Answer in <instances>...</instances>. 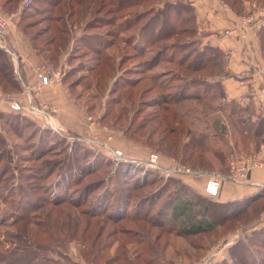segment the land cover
<instances>
[{"label": "trees", "instance_id": "16d2710c", "mask_svg": "<svg viewBox=\"0 0 264 264\" xmlns=\"http://www.w3.org/2000/svg\"><path fill=\"white\" fill-rule=\"evenodd\" d=\"M151 1L30 0L28 8L32 10L42 8L47 23L35 32H30L32 25L23 23L25 17L30 15V12L27 11L28 8H26L21 12V16L19 15L18 29L28 37L32 47L37 52L42 54L48 62H53L57 65L62 55L69 49L72 40V34H70L71 25H79L80 21H83V32L78 38V43L85 51L83 53L97 56V64L90 69V75L83 76L80 82L90 78L94 82V89L97 92L103 90L108 80L115 76L117 70H122V67L127 62L136 61V59L141 60L147 47L149 49L154 48L153 52L150 50L151 56L149 58H145L143 61L139 60L140 62L137 64V68L142 71L140 72V79L129 76L132 69L124 70L128 73L124 72L119 80H116L111 85L104 112L98 118L99 122L104 125V121L111 116L114 118V127L118 124L119 127L122 124L124 125L125 114L128 112L127 107L133 108L137 96L140 99L150 91L148 88L142 89L138 93L135 91L136 87L146 80L152 88L159 91V95L153 99L152 104H146L149 107H157V111L149 112L146 118L151 119L155 127H157L158 123L160 124L159 128L163 127L157 137V141L163 144L160 148H163L162 150L166 154L173 155L181 162H188V165L192 167L211 169L214 164H217L222 173L226 174L229 168V161L234 157V153L238 151L239 154H243L241 157H244L250 153H255L261 145H264V118L258 116L255 121H252L250 118L251 114L246 117L242 116L247 114L246 111L248 110L237 107V104L232 106L231 111L233 113H235L233 110H236V113L238 110L240 111L234 120L239 137L234 141H230L222 131L207 134L189 128L182 116L179 115L177 106L186 100H194L206 104L205 99L209 97L207 96L209 93L206 90L212 89L219 90L222 94L221 98L225 99L220 79L230 75L225 69L226 56L218 47L209 44L199 47L200 41L195 38L197 30L196 16L194 8L189 2L160 0L159 5L152 8ZM222 1L236 15L241 16L244 14V1L246 0ZM20 2L21 0H3L2 9L8 13L14 12ZM117 14L121 18L128 16L124 24L119 25L121 32L133 31V33L131 36L121 39L124 44L123 47L128 53L123 54L114 62L105 51L114 44L112 39L115 38L116 32L111 29L106 32H100L98 29L101 26H113L114 18L118 17L116 16ZM123 14L125 15L123 16ZM130 17L132 18L130 19ZM187 23L192 25L191 29ZM135 28L137 30H134ZM91 30L94 32H91ZM39 31H42L43 35L47 34L48 37L41 43H39V38L41 37V35L39 36ZM259 39L264 56V29L259 32ZM172 42H174L173 45L169 44ZM104 48L105 50L103 51ZM158 63H170L180 72L181 79L176 80L183 81V85L179 88H174L175 94H165L166 82L158 80V74L145 75L147 71L158 66ZM74 69L76 68L68 71L62 78L63 84L68 85L67 89L73 96H75L73 92L74 85L66 84V79L72 72L76 71ZM14 70L15 66L10 56L0 49V89L2 91L19 93L23 89L22 82L24 83V80L20 66H18L20 79ZM187 74H189V78H186ZM202 86L205 90H201ZM138 99L137 105H145L144 102L140 103ZM209 99L214 98L211 96ZM120 104H124L125 107L121 108V106H118ZM87 110L90 111V108H87ZM248 113L250 112L248 111ZM25 117L17 112L0 113V120H2L3 125L18 127L20 123V127L23 125L26 129L31 127L30 133L32 134L24 136L25 132H22L24 140L31 141L36 139L38 142V149L31 150L30 158L35 161H44L43 159L47 155L55 153L63 147V141L49 140L48 137L50 136L47 129L41 130ZM15 123H18V125L16 126ZM125 126L123 131L124 138L128 141H135L136 139L133 136H135L136 128L131 127L132 121L125 124ZM181 135L187 138L183 144H180L179 141ZM29 136L31 138L27 140ZM178 136L179 139L177 140ZM54 144L59 148L48 150ZM91 156L92 153L88 149L80 143H74L66 152L56 156L57 158L41 162L42 164L44 163L43 170L35 166L34 174L28 173L42 178L43 188L47 189V191H53V188H56L50 199L42 200L41 204L44 207L50 206L52 209L58 208L55 220L52 222L49 220L48 222V226L55 227L59 231L57 233L59 235H48V240L52 243H57L63 237L70 236V239L75 240L76 243L81 244L83 247L87 246L93 256V249L97 247V251H99L101 248L98 246L97 235L94 234L92 239H90L91 234L87 230L90 228L92 221H94L93 218L102 216L106 222L133 225V228H118V231L115 230V234H120L125 238V241L118 238L120 241L119 245L122 243L130 244L133 251L141 255L144 254L145 257L140 260L139 256H135L133 258L135 260L126 264L172 262L166 259V246L171 247L175 259L181 264L179 258H189L197 261L201 252L209 249L212 243L223 234L220 233L221 230L219 228L228 227L229 230H232L230 226L235 221H244V219L246 221L248 218L255 220L254 218L257 219V216L259 219L260 216L264 217V185L259 187L258 191L252 195L237 200L221 202L218 201L219 193L216 196H210L205 192L204 175L206 173L204 172L200 176H191L193 185L183 181L185 176L170 177L167 180L168 182H165L162 186L164 191L167 190V183H170L172 187L171 192L164 199L157 193H148V197H144L140 200L141 202L133 204L134 201L129 192L119 186L121 185L119 173L131 174L136 168L132 169L134 167L130 163L119 162L114 164L111 161H105L100 154L97 155L94 161H91ZM104 167L110 168V172H112L109 180H115L117 183L118 188L114 189L113 192L116 195L105 197L107 192L104 191H107V188H104V182L102 183L100 179H92L80 185L88 193L84 192L81 194V192H78L76 198L64 197L66 194L65 189L68 188L67 185L74 183L78 185L77 181L84 180L87 175L94 174L96 168L102 169ZM147 171L148 175L152 177L156 174H152L149 170ZM7 175L8 171L2 176L3 179ZM20 178L23 179L21 175L19 176ZM48 179H51L50 182ZM152 180L153 178L146 179L145 182H142L144 186L141 188L151 184ZM52 181H54L55 185L52 184ZM136 185H138L137 187L140 186L139 184ZM45 186L48 188H45ZM19 188L23 191L22 186H19ZM91 193L93 195H90ZM81 196L83 197L80 199L79 197ZM109 197L112 199L115 197V199L111 207L107 209L105 207ZM24 198L27 210L35 207L34 200L26 199L27 197ZM89 198H91L92 202L90 200L88 209L85 210L83 205L87 203ZM100 201H104L101 207ZM159 201H162V203L157 208ZM155 208H157L156 211ZM31 212L32 210H29V213L21 212L19 217H17V223H15L17 227L16 237L29 234L33 228L38 229L37 224L31 221ZM250 213L255 214V216L249 217ZM259 219L258 221L255 220L257 223L248 227V230H243L240 236L228 246V258L223 260L221 264H264V225H262L264 220L259 221ZM136 222L141 223L142 227L136 226L134 228ZM94 224H99V221L95 220ZM146 226L150 227L148 229H157L154 237L152 236L153 233L145 229ZM36 236L26 239L23 245L25 250L22 255H25V257L23 258L33 257L27 264H39V261L45 257L35 256L40 253L39 248H33ZM198 239L200 240L199 243L195 241ZM177 244L180 245V248L176 246ZM49 246L51 245H42L43 248L40 249L41 251L42 249L47 251ZM118 249L123 251L120 255H123L126 250L119 247ZM136 249L138 250L136 251ZM102 251H104V246H102ZM191 257L194 258L191 259ZM6 258L0 255V264L18 263H14V261H18V258L9 260H6ZM111 261V259H107L102 264H112ZM91 262L92 264L94 263L93 258ZM61 263L65 264V262H59V264ZM114 263L120 264L119 260Z\"/></svg>", "mask_w": 264, "mask_h": 264}, {"label": "rangeland", "instance_id": "374dc122", "mask_svg": "<svg viewBox=\"0 0 264 264\" xmlns=\"http://www.w3.org/2000/svg\"><path fill=\"white\" fill-rule=\"evenodd\" d=\"M222 1V0H221ZM257 1L260 3L259 0H253V2L257 3ZM23 2V0H21ZM160 0H152V8L156 7L159 5ZM223 2V1H222ZM224 3V2H223ZM226 4V3H225ZM258 4V3H257ZM257 4H254L252 6V10L249 13H246L244 15H241L243 17L246 16H252L255 17L254 12L255 10L257 11L258 9H263L264 10V5L261 6V8L256 7ZM259 5V4H258ZM257 5V6H258ZM151 6V5H150ZM147 7V5H146ZM28 7H24L20 11V16L21 12ZM27 11L30 12V15L25 17L23 23H30L31 30L30 32H35L39 28H42L44 24L47 23L46 17H44L43 14V9L39 8L36 10H32L30 8L27 9ZM142 11V10H141ZM123 13V12H122ZM121 13V14H122ZM126 14V13H125ZM123 14V16L125 15ZM111 16V15H109ZM114 18V24L113 26H101L98 30L100 32H106L107 30L111 29L116 32L115 38H113L114 44L106 49V54L111 57V60L113 59L114 62L120 58L123 54L128 53L125 48L123 47V41L121 39L126 38L127 36H131L133 31H127V32H121L120 30V24H124V22L127 20L128 16L120 17L119 14H117ZM132 17H130L131 19ZM20 19V18H19ZM20 22V20H19ZM83 21H80L79 25H71V31L70 34H72V40L69 46V49L62 55V58L59 62V64H54L53 62H48L45 63L43 62L41 65H48L52 69H59L62 73L61 79L63 76L70 71L73 68H76L74 73L72 72L69 77L66 79V84H72L73 86V92L75 94V102L78 104H81L86 111L92 115L95 118V123L94 128H92V131H90V135H93L94 137H90V135H83L79 136L78 134H73L70 132H67L66 130L63 131V133L57 134L53 132L51 129L47 128L43 124V119L40 115L37 114H31L30 117H25L27 118L32 124L36 125L39 127L41 130H48L49 133L48 135L50 137L49 140H59L63 141V149H59L55 153H50L47 155L43 160L44 161H35L33 160L30 155L31 150H36L38 149V142L36 139L31 140V141H26L24 140V137L22 136V132H25L24 136H27L28 134H32L31 132V127L25 128L24 125L22 127L21 124L15 123L16 126H7L3 125L2 120H0V255H3L4 257H7L6 260L12 259V258H18V261H14V263L17 264H27L30 262V260L33 259L31 258H23L25 257L23 255V245L26 239L28 238H33V236H36V242L34 244L33 248H39V252L35 256H45L43 257L42 260H40L39 264H59V262H65V264H92V258H93V264H102L103 261L107 259H111V263L115 264L114 262L119 260L120 264H126L127 262H132L135 256H139L142 260L145 255L137 253L133 251L132 245L122 243L119 245V240L125 241V238L120 235V234H115V230L118 231V228H133L132 224L129 223H124V224H114L110 222H106L102 216H98L93 218L95 221H99V224L95 225L94 221H92L90 228H88V233H90V239L94 236V234L97 235V239L99 240L98 246L101 248L99 251H97V247L93 249V256L91 255L90 250L88 247H83L81 244L76 243L75 240L70 239V236L63 237L58 241L57 243H52L48 240V235H59V231L52 226H48L49 220L54 221L56 218V214L58 211V208L56 207L55 209H52L50 206H45L41 205L42 200L44 199H50L51 194L55 191L56 188H53V191H50L47 189L43 188V180L42 178L38 176H34V168L35 166H38L40 170H43L44 166L41 162H45L48 159H53L57 158L56 156H60L61 153L66 152L68 148L72 147L74 143H80L83 147L89 150L90 153H92V156L90 157L91 161H94L97 157L98 154L102 155L101 157L104 158L106 161H111L112 163H116L115 160H113L108 152L102 148L95 146L94 144L88 143L83 140V138L87 139H92L96 138L97 140H105L107 136L111 134V140L109 141L110 146L117 148L123 152V154L133 160H137L138 162H125V163H130L135 169L134 172L131 174H123L119 173V176L121 177V186L126 192H129L130 196L133 198V204L137 202H141L140 200L142 198L148 197V193H157L158 195L161 196V198H165L166 196L169 195V192H171V184L167 183L166 184V189L164 191L163 189V184L165 182H168L167 180L170 177L173 176H180V175H167L165 172L162 170L156 168H151L148 167L144 163V159L148 158V155L153 153L157 154L159 156V163L160 165L164 168H170L171 166L175 165H180L189 168V170L192 173H198L201 174L202 172L206 174H215L222 176L223 178H226V176L229 173V168L228 172L226 174H223L220 168H218L217 164H214V166L211 169H207L205 167H192L188 165V162H181L178 160V158L173 157V155L166 154L160 147H162V143L157 141L158 133H160L161 128L160 124H157V127L153 125V122H151V119L146 118L148 117L149 112H156L157 107H149L146 104L153 102V99L156 98V96L159 95V91L157 89L152 88L149 85L148 81H143L141 84H139L136 87V92L138 93L142 89L148 88L150 91L146 93L142 98L138 99L139 96H137L138 101L144 102L145 105H137V99L136 103L131 107H127L128 112L125 114V120L123 121L124 125L119 127V124L116 125V127L113 126L114 123V118L111 116L108 117L104 121V125L101 124L98 120V118L101 116V114L104 112L105 109V103L109 97V90L111 88V85L118 81L119 78L122 76L124 72L128 73L127 71L124 70H129L132 69V72H130L131 78H139L141 77L142 71H140L137 68V64L140 61H143L145 58H149L151 55V51L153 52L155 49H149L147 47V50L143 54V57L140 59H136V61H130L127 62L123 67L122 70H117L115 76L108 80V82L104 85L103 90L100 92L96 91L94 89V82L89 78L87 80H83L80 82L83 76H88L90 75V69L92 66H95L97 64V56L91 55L88 53H83L85 52L81 45L78 43V38L83 32ZM188 27L191 29V24L187 23ZM41 30V29H40ZM134 30H137L136 28ZM91 32H94L91 30ZM96 32V31H95ZM42 31H39V38L41 43L42 41H45L47 39V34L43 35ZM198 30H196V35L195 38L196 40H199L198 38ZM200 41V40H199ZM196 42V41H195ZM169 44H174V42L169 43ZM167 44V45H169ZM202 46V43L199 42V47ZM157 49V48H156ZM10 50V48H9ZM105 48L103 49V51ZM151 50V51H150ZM12 53H14L12 50H10ZM9 56L10 54L7 53ZM81 54V55H80ZM87 55V56H86ZM11 58V56H10ZM68 58V59H67ZM12 60V58H11ZM140 60V61H139ZM13 62V61H12ZM226 62V60H225ZM95 63V64H94ZM158 66L153 68L150 71L146 72V76L149 75H154L158 74L159 76L158 80L161 82H166L167 88L164 89L165 94L172 93L175 94V87L179 88L180 86L183 85V81L179 80L177 81L176 79H181L180 72L178 69L174 66L171 65L170 63H158ZM19 66V63H18ZM35 76V75H34ZM189 74L186 75V78L188 77ZM175 78V80H173ZM80 82L79 84H77ZM59 84V83H58ZM63 84V83H62ZM64 85V84H63ZM67 87L68 85H64ZM53 87V86H52ZM201 90H205L204 87H201ZM209 94L207 96L211 97L213 96L214 99H209L206 98L205 102L206 104H203L201 102H197L194 100H186L182 101L177 106V110L179 115L182 116V119L185 120L187 125L191 130L197 131V132H204L207 134H213L216 131H222L228 139L231 140H237L239 135L236 131V126L234 125L236 116L240 112L239 110L236 113V110H233L235 113H233L232 106H236V103H231L228 102L226 99L221 98V93L219 90L212 89V90H206ZM0 92L3 94H8L11 96H22L23 99L27 100L28 98L25 96V92H23V89L21 92H7V91H2L0 89ZM136 93V95H137ZM115 96V95H112ZM142 100V101H140ZM32 103L34 105H38L35 103L32 99ZM118 106L125 107L124 104H120ZM237 107L240 108V106L237 105ZM87 108H90V111L87 110ZM243 114V113H242ZM243 117L247 116V114H243ZM86 121V119H85ZM132 121V128H136V133L135 136H133L136 140L135 141H130L132 142L129 145L128 151H125L124 149L120 148L118 146V141L122 140L121 138H124L125 136L123 135V131L125 129V124L128 122ZM118 126V127H117ZM107 129V131L105 129ZM27 134V135H26ZM178 134V133H177ZM150 137V138H149ZM31 138L29 136L27 140ZM86 139V140H87ZM126 139V138H124ZM179 139V136L177 140ZM187 138H185L183 135L180 136V144H183L186 142ZM128 141V140H127ZM231 144V143H230ZM68 147V148H66ZM54 148H59L57 147L56 144L48 148V150H53ZM238 152V151H237ZM234 153L233 156L236 158H241L243 154ZM8 153V154H7ZM171 153V152H170ZM173 154V153H172ZM254 155V153H250L247 156ZM96 172L92 175H87L84 180L81 179L79 182L77 181L78 185L71 184L67 185L68 188H66L65 192L66 198H76V194L78 192L88 193L87 191H84L83 188L80 185L85 184L86 182H89L92 179H100L101 182H104V188H107V197L108 195H116L114 194V189L118 188L117 183L115 180H109L110 179V168L104 167V168H96ZM151 171L152 174H154V177L151 175H148V171ZM8 171V175L6 178L3 179V175ZM11 173H10V172ZM32 173V174H28ZM25 174V175H24ZM22 176L23 179H19V176ZM126 177V178H124ZM148 178H153V180L150 182L151 184H148L146 187H143L144 185L142 182H145L146 179ZM180 179V178H178ZM191 176H186L185 175V180H190L191 181ZM51 179H48L50 182ZM46 182V181H45ZM52 184L55 185L54 181H52ZM139 184L140 186L137 187ZM233 184V183H232ZM19 186H22L23 191L20 190ZM221 186L219 188L218 193L220 192ZM34 188V190H33ZM45 188H48L45 186ZM102 188V187H101ZM161 189V190H160ZM118 190V189H117ZM90 195H93L92 193ZM34 200L35 202V207L32 209H29L31 212V221H33L35 224H37V228H33L31 232L27 235H21V237H16L17 235V227L15 226V223H17L16 219L19 217L21 212L29 213V210H27V205L25 202V198ZM83 196L79 197L80 199ZM115 199V197H114ZM111 197L108 198V201H106V207L105 208H110L113 200ZM84 200V199H83ZM91 198L87 200V203L83 205V208L85 210L88 209V205L90 203ZM23 202V203H22ZM92 202V200H91ZM104 201H100V207L101 204ZM143 203V202H142ZM162 201H159L157 204V208L160 206ZM132 204V206H133ZM143 205V204H142ZM42 206V207H41ZM98 206V205H95ZM145 206V204H144ZM23 207V208H22ZM155 208V211L157 210ZM154 213V212H153ZM251 214V213H250ZM250 216H255V214L248 215ZM244 219V218H243ZM256 221H258L259 217L257 216V219L254 218ZM59 220V219H58ZM255 220L248 218L246 221L240 220L239 222H233L231 224L230 228L232 230H229L228 227H222L219 228L221 230L220 233H223L218 239H216L212 245L210 246L209 249L201 252V255L197 262L195 260H190L189 258H179V261H181V264H212L213 259L215 258V250L217 252H220L223 248H225L226 242L229 241V238L234 236V240L237 239L240 234L242 233L243 230L247 229L251 225H255L257 222ZM264 220V217L260 216L259 221ZM264 225V224H262ZM260 225V226H262ZM102 226V227H101ZM136 226L142 227L141 223H135L134 228ZM31 228V227H29ZM150 227L146 226L145 229L149 231L150 233H153L152 236L154 237V233H156V230L148 229ZM248 230V229H247ZM36 234V235H35ZM250 234V233H247ZM95 235V236H96ZM63 236V235H62ZM237 236V238L235 237ZM196 242H200V240H195ZM205 242V241H204ZM39 244L41 245L39 247ZM51 245L48 247L47 251H41L40 248H43L42 245ZM107 245V246H106ZM102 246H104V251H102ZM177 247L180 248V245L177 244ZM119 248H122L125 250L123 255H120L123 251H120ZM138 249H136L137 251ZM222 252V251H221ZM18 255V257H16ZM47 256V258H46ZM165 256L167 260H171L172 262H164L161 264H179V262L175 259L173 251L171 247L166 246L165 249ZM218 256V255H216ZM103 257V259H102ZM174 257V258H173ZM194 258V257H193ZM191 257V259H193ZM217 258H220L218 256ZM216 260V259H215ZM126 261V262H125ZM20 262V263H19ZM64 264V263H61ZM143 264V263H139ZM215 264H218L217 261H215Z\"/></svg>", "mask_w": 264, "mask_h": 264}, {"label": "crops", "instance_id": "0c3cea01", "mask_svg": "<svg viewBox=\"0 0 264 264\" xmlns=\"http://www.w3.org/2000/svg\"><path fill=\"white\" fill-rule=\"evenodd\" d=\"M182 1L189 2L194 8L198 38L202 45L209 44L218 47L226 56L225 69L230 75L220 79L225 99L248 110L250 113L248 111L246 113L247 115L251 114L252 121H255L258 116L264 118V78L260 73V71L264 72V56L259 39V32L264 29V10H255L254 24L248 22L243 24L244 17L236 15L221 0ZM259 1L260 3L257 1L259 5L253 0L244 1V14L251 12L254 4L261 8L264 5V0ZM2 2L3 0H0V14H6L11 18V25L4 33L2 43L18 57L24 84L31 91L33 101L38 105L47 104L53 108L55 110L53 119L56 125L63 130L79 136L85 135L87 130L85 119L89 113L81 104L75 102V97L62 84V79L59 84L52 85L53 87L47 86L39 90L36 88L34 69L43 62L47 63V59L32 47L28 37L18 29L22 2L14 12L10 13L3 11ZM236 25L240 28L238 32L229 36L223 35L225 29L236 27ZM30 115L25 114L24 116L30 117ZM121 139L117 142L118 146L128 151L132 142L124 138ZM254 154L264 160V145H261ZM183 181L193 185L190 180L184 178ZM263 185L264 169L253 170L249 174L246 184L237 185L224 181L218 201L227 202L252 195ZM235 237L237 238V236ZM233 241L234 236L229 238L225 244L226 247L221 250L222 252L215 250L212 264H215V261L221 264L228 258L227 248ZM216 255L220 258H217Z\"/></svg>", "mask_w": 264, "mask_h": 264}, {"label": "built area", "instance_id": "2783aa9c", "mask_svg": "<svg viewBox=\"0 0 264 264\" xmlns=\"http://www.w3.org/2000/svg\"><path fill=\"white\" fill-rule=\"evenodd\" d=\"M30 5V0H23L21 4V8L28 7ZM21 9V10H22ZM255 18L252 16H246L243 18L242 23H255ZM11 25V18L10 16L6 14H0V49L4 50L6 53H9L12 61L15 66V74L20 79L19 72H18V57L12 53L8 47H6L2 43V38L4 36V33ZM256 25V24H255ZM257 26V25H256ZM255 29L256 27L253 26ZM259 28V27H258ZM239 26L236 25V27L225 29L223 31V35L229 36L231 34H234L235 32L239 31ZM260 73L263 75L264 78V72L260 71ZM34 75L35 79L37 81L36 88L39 90L43 87L52 86L55 84H58L61 82V71L59 69H52L48 65H39L34 69ZM22 88L23 92H25V96L28 98L27 100L23 99L22 96H11L8 94H3L0 92V113L2 112H17L21 115L25 114H37L40 115L43 119V124L47 128L51 129L53 132L60 134L63 133V129L60 128L58 125H56L53 115L55 114V110L51 108L47 104H40V105H34L32 103V94L31 91L28 90V87L22 82ZM53 123H51V120ZM86 124H87V130L86 135H90V131H92V128H94L95 118L87 114L86 116ZM105 129V128H104ZM107 131V129H105ZM94 137L93 135H90V137ZM83 138L84 141L94 144L95 146L104 148L109 156L115 160L116 163L119 162H138L137 160L129 159L127 158L123 152L117 148L110 146V140H111V134L107 136L105 140H97L96 138L87 139ZM159 156L157 154H149L147 159H144V163L151 168H156L162 170L167 175H180V176H200L198 173H192L189 168L175 165L171 166L170 168H164L160 165ZM256 169H264V160H261L258 158L255 154L236 158L232 157L229 161V173L226 176V178H223L222 176L215 175V174H205V186L204 190L205 192L210 196H216L218 194L219 188L221 186V183L224 181H228L233 184L241 185L248 183L249 174Z\"/></svg>", "mask_w": 264, "mask_h": 264}, {"label": "bare ground", "instance_id": "6f19581e", "mask_svg": "<svg viewBox=\"0 0 264 264\" xmlns=\"http://www.w3.org/2000/svg\"><path fill=\"white\" fill-rule=\"evenodd\" d=\"M50 120H51V119H50ZM51 123H53L52 120H51Z\"/></svg>", "mask_w": 264, "mask_h": 264}]
</instances>
